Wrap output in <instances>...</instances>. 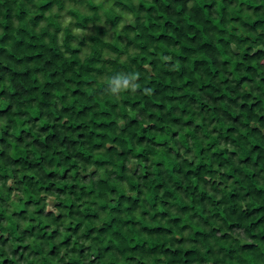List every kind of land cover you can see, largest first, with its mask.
<instances>
[{
  "label": "trees",
  "instance_id": "16d2710c",
  "mask_svg": "<svg viewBox=\"0 0 264 264\" xmlns=\"http://www.w3.org/2000/svg\"><path fill=\"white\" fill-rule=\"evenodd\" d=\"M0 264H264V0H0Z\"/></svg>",
  "mask_w": 264,
  "mask_h": 264
},
{
  "label": "clouds",
  "instance_id": "9594fccd",
  "mask_svg": "<svg viewBox=\"0 0 264 264\" xmlns=\"http://www.w3.org/2000/svg\"><path fill=\"white\" fill-rule=\"evenodd\" d=\"M53 11H55V9H53ZM60 15L63 16L64 13L61 12ZM134 79L135 77L129 73L113 74L110 79L106 81L107 86L105 90H107L108 95L118 99L124 88L135 89L136 85ZM147 91H150V89Z\"/></svg>",
  "mask_w": 264,
  "mask_h": 264
},
{
  "label": "rangeland",
  "instance_id": "374dc122",
  "mask_svg": "<svg viewBox=\"0 0 264 264\" xmlns=\"http://www.w3.org/2000/svg\"><path fill=\"white\" fill-rule=\"evenodd\" d=\"M67 3H70V2H68V1H67ZM51 206H52V204H51V203H49V205H48V208L50 209V208H51Z\"/></svg>",
  "mask_w": 264,
  "mask_h": 264
}]
</instances>
